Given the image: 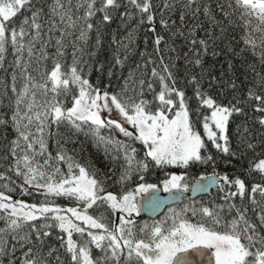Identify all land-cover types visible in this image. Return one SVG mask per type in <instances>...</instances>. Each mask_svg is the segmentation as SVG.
I'll return each mask as SVG.
<instances>
[{"label": "snow or ice", "instance_id": "obj_1", "mask_svg": "<svg viewBox=\"0 0 264 264\" xmlns=\"http://www.w3.org/2000/svg\"><path fill=\"white\" fill-rule=\"evenodd\" d=\"M174 2L162 0L161 11H172ZM194 2L184 0V9H191ZM154 8L160 5L154 6L152 0H77L75 10L72 0H0V67L9 51L13 57L12 82L6 83L9 103L0 106V132L5 134L0 140V161L7 165L6 173L0 171V181L18 184L21 194H31L29 189H43L46 197L45 203L29 205L0 190V218L4 220L0 228V264H50L31 245L35 242L43 247L45 238L52 234L44 229L55 227L67 234L66 241L63 236L60 240L71 264H196L193 255L207 256L208 264H264V150L257 153V144L247 140V130L240 143L246 144L250 156H237L239 149L234 151L230 140L231 119L247 115L243 104L252 108L253 123L264 129V71L248 65L255 74L252 87L247 89L246 98L236 97L228 104L205 92L196 76L188 81L193 86L189 96L186 89L177 87L175 76L163 60L166 75L155 67L151 70L152 77L159 80V91L151 81L129 77L120 92L111 93L85 78L84 48L77 47V43H87L94 29L96 45L102 43L98 24L92 18L99 14V23L111 24L117 14L122 23L138 15L140 24L147 23L149 30L155 32L151 27L155 22ZM197 11L193 10L194 17ZM204 15L213 28L220 29L219 37L206 33L213 43L223 39L229 27L247 30L243 43L253 50L259 46L260 65L264 68V0H216L215 9L204 6ZM185 18V11H181L182 23ZM160 22L168 27L163 16ZM195 32L196 26L189 36L196 56L194 63L199 66L201 53L195 46L199 44L207 54L209 43L208 39L197 40ZM177 34L183 35L179 29L173 33ZM69 37H73L71 64L65 61ZM164 40V36L156 35L157 51ZM113 43L127 47L115 37ZM121 64L123 60L115 56L113 67ZM99 70L103 71L102 65ZM113 74L110 68L109 76ZM145 86L151 99L145 96ZM231 86L236 87L235 83ZM69 97L71 106L65 103ZM108 112H115L119 119L107 117ZM85 125L98 146H115V154L109 159L120 164L118 177L75 161L59 142L60 151H49L47 141L53 127L82 131ZM240 127L237 135H241ZM100 129H109V136L101 135ZM117 132L124 139L112 135ZM209 144L217 152L246 164L241 174L192 176L194 166L215 164ZM64 164L66 173L61 167ZM153 168L164 174L159 185L145 179ZM245 177L253 182L249 184ZM110 182L119 184L122 190L110 191ZM216 185L228 205L227 214L223 206L193 202L178 210L170 209V215L151 223L140 225L133 219L134 214L138 216L142 210L155 212L163 204L159 197L151 195L142 209L137 200L141 193L161 189L207 192ZM0 187L7 189L8 184ZM48 197H66L77 206H50ZM236 198L241 205L233 202ZM245 199L258 223L248 218ZM113 216L115 220L111 219ZM39 219L53 223H29ZM73 233L82 239L74 241ZM92 246L103 255L94 257ZM52 254L50 249L49 255Z\"/></svg>", "mask_w": 264, "mask_h": 264}, {"label": "trees", "instance_id": "obj_2", "mask_svg": "<svg viewBox=\"0 0 264 264\" xmlns=\"http://www.w3.org/2000/svg\"><path fill=\"white\" fill-rule=\"evenodd\" d=\"M77 0H72L75 10V4ZM153 5H160V8H154L155 22L151 27L155 28V32L149 30L147 23L140 24L139 16L134 19H129L124 23L121 22L119 15L117 14L111 24H101L99 20L101 17L99 14L93 17V21L98 24L99 34L101 37V45H96L97 31L94 29L89 33L87 43L80 41L77 43V47L83 46V71L85 78L90 80V83L101 89H107L111 93H117L121 91V88L125 85V78H133L137 81L139 79H145L151 81L156 91H159L160 84L157 78H153L151 75L152 68H156L158 72L163 73V65H167L173 76L176 78L177 87L186 89L189 96L192 95L193 86L188 83L191 76H196L200 80L202 89L209 95L215 97L218 102L228 104L236 97L247 96V89L252 87L254 81V73L249 69L248 65H256L257 71H264V68L260 65V53L259 46L253 50L250 46L243 43V37L247 34V30L242 31L239 27H229L227 33L223 39H216L213 43L212 39L206 36V33H214L215 36H220V29L213 28L212 22L204 15V6L207 5L215 9L216 0H196L191 6V9H184V0H175L172 11H161L163 9L162 0H152ZM198 9L196 16H193V10ZM181 11H185L186 18L182 23L180 20ZM82 14V12L77 13ZM217 19L219 14L217 13ZM161 16L167 21L168 27L165 28L161 24ZM196 26L195 38L208 39L209 47L207 54H204L203 49L199 44L195 47L200 49L201 64L195 65L196 59L195 52L191 45L192 37L189 36V32ZM183 33V35L177 34V30ZM131 33V38H129ZM78 34V33H77ZM164 36L165 40L159 45V51L154 44L156 35ZM257 37V43L259 33L255 34ZM122 41L123 45L127 47H118L113 43V38ZM73 37H69V45L66 49L67 56L65 61L68 64L72 62V46L71 40ZM174 49V50H173ZM232 49V50H230ZM94 55H89V53ZM217 53L214 55L213 53ZM187 53V57H185ZM119 56L123 60V64L113 67V58ZM11 51L6 55L3 67H0V106L6 107L9 103L7 97L10 95V90L6 91V83L10 84L11 81V67L12 62ZM149 60L154 63H148ZM163 60V65L161 64ZM193 61V63H189ZM103 66V71H100V66ZM111 68L114 73L109 76V69ZM235 83L236 87L231 85ZM138 91V89H137ZM145 96L147 99H151V93L147 87L144 88ZM132 93L129 92V95ZM68 106L70 105V97L65 101ZM253 103H255L253 101ZM246 116H234L230 121V140L232 149L235 151L239 149L237 156L240 153H244L246 156H250L251 152L246 150V144L240 143L241 137L247 130V140L257 144L256 151L259 153L264 150V145H261V141L264 140V129L260 128L258 124H254L253 120L255 114L252 108L248 104H243ZM238 126L241 135H237ZM100 134L108 137L109 129H100ZM5 134L0 132V140L3 139ZM116 138L124 139L118 132L113 133ZM62 145L64 152L68 156L82 165L96 170L101 173H108L118 177L120 174V164L114 163L109 159V155H114L115 146H109L107 149L104 145H97L96 138H94L89 132L88 127L85 125L82 131H77L74 128L61 126L59 129L53 127L52 136L48 139L49 151L55 154L60 149L57 147V143ZM139 147V146H137ZM2 149V144H0ZM211 154L215 157V164L209 163L206 165H196L191 170L192 176H201L207 173L217 174H229L236 175L241 174V169L246 167V164H242L240 159L232 156L225 155L217 152L209 144ZM141 157L143 152L140 153ZM62 171L67 172V164L61 165ZM112 169V172H109ZM7 165L0 161V171L6 173ZM172 171H180L179 169H172ZM164 178V174L159 169L153 168L145 174V179L148 183L158 184ZM249 184H251L252 178L245 177ZM191 178L189 183H191ZM256 182H259V177H256ZM8 184V188L4 189L0 187V190H4L7 194H10L14 200H22L30 205H39L46 202L44 190L37 191L35 189H29L31 194H21L19 185L9 184L8 181H0V185ZM134 187V185H132ZM218 185L212 188L209 193L189 197H182L181 201L166 206L162 213L155 218L142 217L133 219L137 224L151 223L153 220L162 219L165 214H171L170 209L178 210L187 204L193 202L203 204H213L217 207L223 206L225 213H228V205L221 197L223 193L219 192ZM14 189V190H13ZM110 191H121L119 184H111ZM259 199V196L257 197ZM50 206L55 205L59 207L77 206L75 202L69 201L66 197H48ZM237 205H241L239 198L233 201ZM243 206L249 208L248 218L253 222H257L255 214L251 211L250 203L245 199ZM91 214V213H89ZM98 216L99 213H96ZM107 215V214H105ZM115 220V216L111 217ZM228 219H231V214H228ZM40 225L51 224L52 220L45 221L39 219L37 221L29 222ZM58 223V222H57ZM107 223V220L105 221ZM4 226L3 218H0V228ZM45 231H50L52 234L50 237L45 238L43 247L39 243H33L31 245L34 251L38 252V255H42L45 261L50 264H57V256L59 257V264H71L70 256L67 254L66 249L61 247L60 237L67 239V234L63 233L58 227L45 228ZM27 231V227L25 228ZM23 234V233H22ZM82 238L78 233H73V240L79 242ZM17 248L19 245L17 244ZM53 250V254L49 255V250ZM90 251L94 257L102 256L100 249L91 247ZM17 256L21 253L17 251Z\"/></svg>", "mask_w": 264, "mask_h": 264}, {"label": "water", "instance_id": "obj_3", "mask_svg": "<svg viewBox=\"0 0 264 264\" xmlns=\"http://www.w3.org/2000/svg\"><path fill=\"white\" fill-rule=\"evenodd\" d=\"M214 173H208V174H205L204 176H211L213 175ZM199 177V176H197ZM193 183V181L191 182ZM200 183H205V181H200ZM191 185V184H190ZM213 187L215 186H212L210 189H212ZM210 189L207 191V192H192L191 190L187 193L185 192H182V191H178V190H172L171 192H164V191H158V192H155V193H141L137 196V200L140 202L138 204V207H141L143 209V205L145 204L146 200L151 196V195H155L157 197H159L162 201H163V204L162 206L157 209L155 212H149V211H144L142 210L141 213L137 216V217H143V216H149V217H154L156 216L157 214H159L160 212H162V209L168 205V204H172L173 202H177L180 198H182L183 195H188V196H196V195H202V194H206L210 191ZM177 197H179V199H177ZM195 261H196V264H208V257L205 256L203 258H198V257H195L193 255L192 257Z\"/></svg>", "mask_w": 264, "mask_h": 264}, {"label": "rangeland", "instance_id": "obj_4", "mask_svg": "<svg viewBox=\"0 0 264 264\" xmlns=\"http://www.w3.org/2000/svg\"><path fill=\"white\" fill-rule=\"evenodd\" d=\"M107 117H110V118H114V119H119V117L116 115L115 112H108L107 114ZM27 204V203H26ZM30 205V204H29ZM68 207V206H67ZM74 207V206H73ZM135 215V214H134ZM115 219H116V216H115ZM76 223H79L78 221H75Z\"/></svg>", "mask_w": 264, "mask_h": 264}]
</instances>
